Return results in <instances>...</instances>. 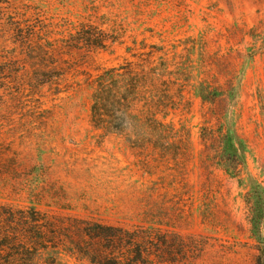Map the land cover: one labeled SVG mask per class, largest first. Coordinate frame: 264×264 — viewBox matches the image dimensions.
<instances>
[{"label": "rangeland", "instance_id": "374dc122", "mask_svg": "<svg viewBox=\"0 0 264 264\" xmlns=\"http://www.w3.org/2000/svg\"><path fill=\"white\" fill-rule=\"evenodd\" d=\"M81 25L113 42L75 53L77 67L39 97L16 94L21 68L0 72V211L44 213L55 224L49 235L62 231L64 241L77 237L75 219L176 236L189 257L174 264H256L264 0H0L8 47L28 32L65 39ZM118 66L124 98L108 106L104 128L84 75ZM56 251L37 247L34 259L89 264L69 250L58 263Z\"/></svg>", "mask_w": 264, "mask_h": 264}, {"label": "trees", "instance_id": "16d2710c", "mask_svg": "<svg viewBox=\"0 0 264 264\" xmlns=\"http://www.w3.org/2000/svg\"><path fill=\"white\" fill-rule=\"evenodd\" d=\"M10 42L11 47L0 43V72L12 73L17 67L21 68L24 71L22 76L19 73L16 77L12 75L15 83L20 85L16 94L26 93L27 97L34 98L39 97L37 91L44 84L59 85L69 70L77 67L75 53L103 49L113 39L97 26L81 25L75 34L65 39L53 41L28 32L14 37ZM28 71L35 75L29 76ZM84 76L85 84L91 88L92 117L99 118L97 120L103 122L104 128H109L104 120V112L108 106L115 110L124 98L120 87L123 76L121 68L112 67L95 75L86 73ZM12 78L3 77L1 80L10 81ZM231 147L236 151L234 143ZM259 189L256 184L250 191V196L255 198L251 207V229L257 236L263 212ZM18 212L0 211V264H38L33 252L37 247L44 256H50L51 248H56L55 259L58 263L67 250L73 256L86 258L89 264H174L180 257L184 260L189 257L188 249H184L176 236L156 239L152 231L141 235L119 227L75 219L77 237L64 241L62 231L58 232L60 237L49 235L53 221L46 214L33 209ZM52 241H57L58 245ZM258 251L256 264H264V247H258Z\"/></svg>", "mask_w": 264, "mask_h": 264}]
</instances>
